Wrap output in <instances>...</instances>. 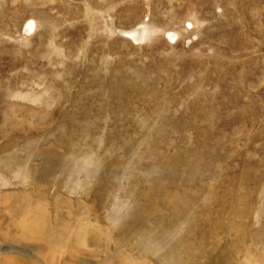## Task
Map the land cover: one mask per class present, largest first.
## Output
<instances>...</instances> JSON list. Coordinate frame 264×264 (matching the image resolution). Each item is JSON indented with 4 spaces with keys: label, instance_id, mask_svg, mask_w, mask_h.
Instances as JSON below:
<instances>
[{
    "label": "rangeland",
    "instance_id": "rangeland-1",
    "mask_svg": "<svg viewBox=\"0 0 264 264\" xmlns=\"http://www.w3.org/2000/svg\"><path fill=\"white\" fill-rule=\"evenodd\" d=\"M0 264H264V0H0Z\"/></svg>",
    "mask_w": 264,
    "mask_h": 264
},
{
    "label": "bare ground",
    "instance_id": "bare-ground-1",
    "mask_svg": "<svg viewBox=\"0 0 264 264\" xmlns=\"http://www.w3.org/2000/svg\"><path fill=\"white\" fill-rule=\"evenodd\" d=\"M125 36H128L129 38H131L134 42L139 43L142 41L143 36H144V28L143 27H139V28H135L133 30H131L130 32L128 31ZM34 229V228H33ZM30 230V229H29ZM36 229H34L35 231ZM33 231V230H32ZM31 232V231H30ZM33 233V232H32ZM37 233V231H36ZM34 234V233H33Z\"/></svg>",
    "mask_w": 264,
    "mask_h": 264
}]
</instances>
